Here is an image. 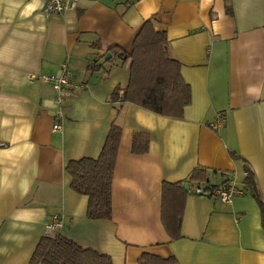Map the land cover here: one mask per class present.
Listing matches in <instances>:
<instances>
[{"label":"crops","instance_id":"0c3cea01","mask_svg":"<svg viewBox=\"0 0 264 264\" xmlns=\"http://www.w3.org/2000/svg\"><path fill=\"white\" fill-rule=\"evenodd\" d=\"M43 7L0 0V264H28L54 218L50 234L112 264H153L144 256L264 264V0H78L62 14ZM146 21L165 32L190 87L181 118L111 102L130 69L106 63L107 49L129 53ZM63 66L75 86L58 116L52 85L30 75ZM113 122L122 133L112 215L89 219L66 165L96 158ZM198 169L204 179L191 182ZM221 183L242 193L223 203L192 192Z\"/></svg>","mask_w":264,"mask_h":264},{"label":"trees","instance_id":"16d2710c","mask_svg":"<svg viewBox=\"0 0 264 264\" xmlns=\"http://www.w3.org/2000/svg\"><path fill=\"white\" fill-rule=\"evenodd\" d=\"M107 54L106 63L111 64L115 60L129 62L130 69L127 86L114 91L112 103H133L159 115L182 117L184 107L190 102V87L181 77L179 63L169 53L164 31L156 30L150 21H146L129 53L118 46H110ZM91 67L99 68L101 65L94 64ZM121 133V126L113 122L96 158L70 160L66 165V171L71 176V188L88 198L86 215L89 219L111 218V182ZM135 147L136 143L133 144L135 152L142 151ZM204 177V170L198 169L191 174L190 181H201ZM245 182L255 190L253 177L248 171ZM259 203L263 209V203ZM167 261L153 256L143 257V262L153 264H165ZM28 264L112 263L108 255L83 248L72 239L55 232L41 237Z\"/></svg>","mask_w":264,"mask_h":264},{"label":"built area","instance_id":"2783aa9c","mask_svg":"<svg viewBox=\"0 0 264 264\" xmlns=\"http://www.w3.org/2000/svg\"><path fill=\"white\" fill-rule=\"evenodd\" d=\"M78 0H44V11L48 14H62L68 9H73L77 6ZM40 77L43 81L50 83L56 92L55 103L59 106L58 116L62 115L61 105L69 95V92L75 84L72 82L71 75L63 66L61 72L57 75H40L31 74V79ZM122 92V90L120 91ZM220 120L213 125H219ZM55 130L61 128V124L57 122L53 125ZM192 192L202 196H213L223 203H230L234 196L241 194V190L233 187L230 184L221 183L209 187L201 185L194 186ZM59 225L58 218H54L52 222L46 224L45 233L49 235L55 226Z\"/></svg>","mask_w":264,"mask_h":264},{"label":"water","instance_id":"95a60500","mask_svg":"<svg viewBox=\"0 0 264 264\" xmlns=\"http://www.w3.org/2000/svg\"><path fill=\"white\" fill-rule=\"evenodd\" d=\"M107 57H109V54H107L104 59L106 60ZM184 186H187V185L184 184Z\"/></svg>","mask_w":264,"mask_h":264}]
</instances>
